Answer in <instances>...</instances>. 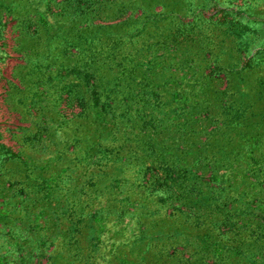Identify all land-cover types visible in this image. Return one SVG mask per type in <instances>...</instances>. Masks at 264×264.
<instances>
[{
    "label": "rangeland",
    "instance_id": "rangeland-1",
    "mask_svg": "<svg viewBox=\"0 0 264 264\" xmlns=\"http://www.w3.org/2000/svg\"><path fill=\"white\" fill-rule=\"evenodd\" d=\"M0 264H264V0H0Z\"/></svg>",
    "mask_w": 264,
    "mask_h": 264
}]
</instances>
